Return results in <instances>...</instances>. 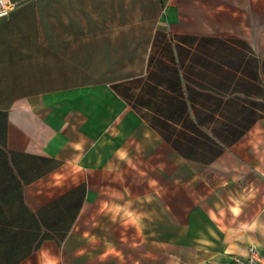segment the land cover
Returning a JSON list of instances; mask_svg holds the SVG:
<instances>
[{
  "label": "crops",
  "instance_id": "1",
  "mask_svg": "<svg viewBox=\"0 0 264 264\" xmlns=\"http://www.w3.org/2000/svg\"><path fill=\"white\" fill-rule=\"evenodd\" d=\"M0 264L264 255V0H9Z\"/></svg>",
  "mask_w": 264,
  "mask_h": 264
},
{
  "label": "built area",
  "instance_id": "2",
  "mask_svg": "<svg viewBox=\"0 0 264 264\" xmlns=\"http://www.w3.org/2000/svg\"><path fill=\"white\" fill-rule=\"evenodd\" d=\"M15 4L9 0H0V19L7 18ZM235 264H264V255L254 246L248 248L244 257L234 259Z\"/></svg>",
  "mask_w": 264,
  "mask_h": 264
}]
</instances>
